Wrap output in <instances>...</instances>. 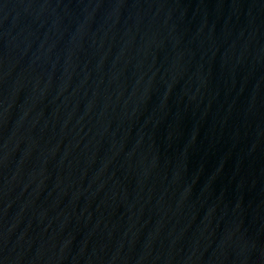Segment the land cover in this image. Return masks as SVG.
Instances as JSON below:
<instances>
[{
    "label": "water",
    "instance_id": "95a60500",
    "mask_svg": "<svg viewBox=\"0 0 264 264\" xmlns=\"http://www.w3.org/2000/svg\"><path fill=\"white\" fill-rule=\"evenodd\" d=\"M0 264H264V0H0Z\"/></svg>",
    "mask_w": 264,
    "mask_h": 264
}]
</instances>
